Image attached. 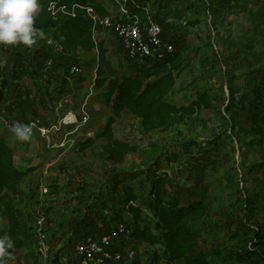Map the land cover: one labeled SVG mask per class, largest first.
<instances>
[{"label":"rangeland","instance_id":"obj_1","mask_svg":"<svg viewBox=\"0 0 264 264\" xmlns=\"http://www.w3.org/2000/svg\"><path fill=\"white\" fill-rule=\"evenodd\" d=\"M99 1L120 19L122 7L143 24L151 18L162 26L165 42L187 45L185 69L168 97L170 102L188 105L199 92H205L213 103L169 133L146 134L140 121L124 111L116 118L114 136L138 150L128 154L124 164L114 165L105 159L103 140L87 151L79 150L80 143L94 138L115 116L95 85L97 51L61 57L41 35L31 46L0 44L1 107L25 110L28 120L41 119L50 127L57 126L69 112L77 120L54 131L48 139L28 141L16 139L0 123L16 166L23 171L35 169L20 184L21 194L13 202L34 232L36 218H46L51 251L42 263L49 264L62 251L59 264H72L75 246L85 236L131 220L120 204L124 191L114 190L113 176L129 179L126 183L134 187L137 196L135 206L143 209L146 221L160 232L147 208L152 174L160 169V173L168 174L171 192L179 204L198 199L211 204L209 218L194 226L201 233L199 249L211 264H242L225 259L236 257L239 251L235 235L264 229V72L246 76L239 69L247 66L249 48L257 49L250 43L259 40L252 22L242 17L233 26L209 20L192 27L189 22L196 21L192 14L184 20H170L175 19L169 9L171 0ZM97 40L105 43L110 60L122 74L146 78L151 64L128 58L112 30L97 35ZM259 53V49L254 52L257 57ZM224 56L239 57L230 68ZM49 59L53 63L45 67ZM70 63L78 65L81 73L67 82L64 74ZM262 68L264 71V65ZM12 116L21 120V115L13 112ZM174 154L179 156L178 162H168ZM6 232L7 223L0 218V238H6ZM132 247L142 264H149L153 254L162 251L161 245ZM26 254L15 251L12 258L0 257V264H25ZM250 264L262 263L255 260Z\"/></svg>","mask_w":264,"mask_h":264},{"label":"trees","instance_id":"obj_2","mask_svg":"<svg viewBox=\"0 0 264 264\" xmlns=\"http://www.w3.org/2000/svg\"><path fill=\"white\" fill-rule=\"evenodd\" d=\"M40 11L35 18L34 27L39 30L41 39L52 38L63 48L67 56L80 52L97 51L95 85L102 91L107 106L112 107L114 117L109 118L104 129L94 138L79 144L80 151L93 148L100 140L105 141L103 154L114 165L125 163L126 156L137 152L136 146L115 138L113 129L116 118L124 111L137 118L146 134L154 132L169 133L174 127L182 125L186 118L203 109L212 107V98L205 92H199L196 100L188 105L178 106L168 100L177 85L178 78L184 72V53L187 45L180 43L175 52L160 62H150L146 78L122 74L108 56L104 42H98L97 35L105 29L100 22L94 21L89 8H92L102 20L111 14L108 6L99 0H39ZM201 20L189 22L196 27ZM1 65V59H0ZM264 112V111H263ZM261 113V112H259ZM262 117V116H261ZM177 154L168 162L176 163ZM35 169L25 171L16 166L13 149L0 130V218L7 223L6 238H10L13 247L7 249V257L12 258L15 251H26L25 264H43L35 251L36 234L28 225L26 216L18 208L13 198L21 194L20 184ZM152 184L148 194L147 208L156 219L160 232L156 233L151 222H147L143 209L135 206L137 196L133 186L119 175L112 177L114 190L122 188L125 199L120 202L132 216V245L162 246L156 251L149 264H211L206 253L199 249L201 233L194 226L209 218L211 204L204 199L178 203L171 189L172 183L166 172L156 169L152 174ZM238 238L239 251L236 257L225 258L242 264L257 260L264 264V229L257 228L246 236ZM136 249V248H134ZM64 253L59 251L49 264H59ZM131 264H142L136 254Z\"/></svg>","mask_w":264,"mask_h":264},{"label":"built area","instance_id":"obj_3","mask_svg":"<svg viewBox=\"0 0 264 264\" xmlns=\"http://www.w3.org/2000/svg\"><path fill=\"white\" fill-rule=\"evenodd\" d=\"M88 12L94 21L102 24L105 30H112L116 34L130 59H140L147 63L160 62L175 52V46L164 41L162 26L151 18H148L143 24L139 18L131 16L124 7L121 8L123 14L121 19L111 14L100 20L92 8H89ZM45 43L59 56H67L64 54L62 46L52 38L45 40ZM52 63L53 61L49 59L44 65L48 67ZM80 73L79 66L70 63L64 78L67 82H71ZM12 114L11 111L0 106V123L3 128L14 135L11 131L14 125H29L32 128L31 139H48L54 131L58 132L63 126L74 125L77 122L76 116L72 112L66 114L57 126L51 127L46 126L41 119L22 121ZM131 222L132 216L130 221L119 222L107 231L85 236L75 246L71 259L72 264H131L136 256V251L130 241L133 233ZM45 225L46 218L43 215L38 216L36 218L35 251L42 259L47 258L51 251Z\"/></svg>","mask_w":264,"mask_h":264},{"label":"crops","instance_id":"obj_4","mask_svg":"<svg viewBox=\"0 0 264 264\" xmlns=\"http://www.w3.org/2000/svg\"><path fill=\"white\" fill-rule=\"evenodd\" d=\"M169 3L170 12L175 16V19L170 20H184L192 14L196 20H201L203 23L208 24L209 20H217L218 24L221 26H233L235 20L239 21L242 17L251 21L259 40H252L250 43H252V45H257V49L260 50V57L254 54V52L257 53V49L254 51L255 49L251 46L249 48V53H247V60H245L247 66L242 67L241 65L239 69L242 68V70H244L242 74L246 76L255 72L259 74L264 72L262 71V65H264V0H260V2L255 0V3L253 1L251 2V0H206V2L200 1V4H196L197 2L195 0H171ZM143 10L147 14L150 13L148 9L143 8ZM109 13L112 14L110 10ZM143 20H145V17ZM168 43H170V41H168ZM232 48L234 49V44H232ZM251 56H255L253 57L254 62L252 63L250 62ZM238 57L239 56H235L230 59L229 56H224L228 67L231 68L233 64L237 62ZM6 110L10 111L11 109ZM11 112L21 115L22 121H29V116L26 114L25 110L20 112L19 110L14 111L12 109Z\"/></svg>","mask_w":264,"mask_h":264},{"label":"clouds","instance_id":"obj_5","mask_svg":"<svg viewBox=\"0 0 264 264\" xmlns=\"http://www.w3.org/2000/svg\"><path fill=\"white\" fill-rule=\"evenodd\" d=\"M40 11L39 0H0V44L31 46L42 35L34 27ZM16 139L28 141L32 136L29 125L16 124L11 128ZM13 247L10 238H0V257Z\"/></svg>","mask_w":264,"mask_h":264}]
</instances>
